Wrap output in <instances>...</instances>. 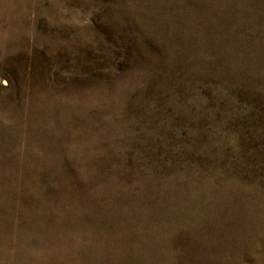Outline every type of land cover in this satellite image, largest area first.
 Here are the masks:
<instances>
[{
    "label": "rangeland",
    "instance_id": "obj_1",
    "mask_svg": "<svg viewBox=\"0 0 264 264\" xmlns=\"http://www.w3.org/2000/svg\"><path fill=\"white\" fill-rule=\"evenodd\" d=\"M0 264H264V0H0Z\"/></svg>",
    "mask_w": 264,
    "mask_h": 264
}]
</instances>
